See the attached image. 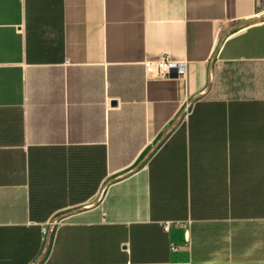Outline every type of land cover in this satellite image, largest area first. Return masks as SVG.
I'll list each match as a JSON object with an SVG mask.
<instances>
[{
	"label": "crops",
	"instance_id": "obj_1",
	"mask_svg": "<svg viewBox=\"0 0 264 264\" xmlns=\"http://www.w3.org/2000/svg\"><path fill=\"white\" fill-rule=\"evenodd\" d=\"M0 264H264V0H0Z\"/></svg>",
	"mask_w": 264,
	"mask_h": 264
},
{
	"label": "built area",
	"instance_id": "obj_2",
	"mask_svg": "<svg viewBox=\"0 0 264 264\" xmlns=\"http://www.w3.org/2000/svg\"><path fill=\"white\" fill-rule=\"evenodd\" d=\"M150 69H154L159 75L168 76L172 74L174 71L176 74H182L185 73V63L183 62H172L168 60L167 58H162L157 61V63L154 65L152 64L150 66ZM169 223H165V228H167ZM52 223H48L46 225H43L41 227V232L43 234L48 233L51 230Z\"/></svg>",
	"mask_w": 264,
	"mask_h": 264
}]
</instances>
